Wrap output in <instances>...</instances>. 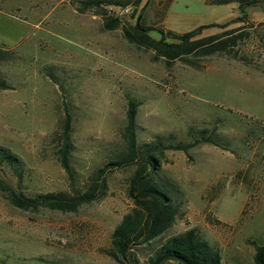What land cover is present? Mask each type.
Instances as JSON below:
<instances>
[{
	"label": "rangeland",
	"instance_id": "374dc122",
	"mask_svg": "<svg viewBox=\"0 0 264 264\" xmlns=\"http://www.w3.org/2000/svg\"><path fill=\"white\" fill-rule=\"evenodd\" d=\"M114 1V0H113ZM130 13L112 30L105 11L80 12L78 0H0V145L22 161L0 177L26 195L70 191L58 158L66 114L72 117L74 182L83 189L124 148L129 98L138 107V142H201L189 152L167 149L163 174L182 193L170 230L116 259L113 231L134 202L135 166L106 172L107 194L77 212L11 205L0 188V261L7 264H152L168 236L196 228L222 254V264H254L264 242V0H115ZM117 9L122 5L105 6ZM100 11L101 13H98ZM142 16L150 35L182 34L230 23L245 33L230 50L170 65L131 44L124 29ZM247 16V18H246ZM243 18L242 22L233 20ZM160 28V29H159ZM211 26L202 36L220 33ZM169 38V37H167ZM170 40V38H169ZM165 264H177L169 261Z\"/></svg>",
	"mask_w": 264,
	"mask_h": 264
},
{
	"label": "trees",
	"instance_id": "16d2710c",
	"mask_svg": "<svg viewBox=\"0 0 264 264\" xmlns=\"http://www.w3.org/2000/svg\"><path fill=\"white\" fill-rule=\"evenodd\" d=\"M141 0H136L137 4ZM212 4L225 3L230 0H208ZM241 7L258 3L259 0H239ZM128 2L113 0H78L75 4L80 12L89 9L105 11L107 30L117 28L122 18L113 16L105 6L115 4L128 7ZM98 13H101L98 11ZM247 18V16H246ZM238 18L232 22H242ZM218 26L223 30L220 33L202 36V30L207 27ZM230 23L203 25L192 31L182 34L164 32L160 38L150 35L152 28L142 23V16L134 24L129 23L124 29L127 40L138 48L153 50L155 60L163 59L168 65L176 59H183L191 66H195L193 57H206L215 53L225 52L235 46L245 33H237L238 28H230ZM169 37V38H167ZM5 50H0V62L6 56ZM0 88L7 89L10 85L0 79ZM140 102L129 98L127 122L123 129L124 148L93 174L85 188L79 189L74 182V167L71 156L73 144L71 142L72 117L68 113L64 119L62 133L58 136L60 147L58 158L70 179V191H56L26 195L19 192L12 185L4 182L0 177V188L7 201L22 210L35 212L41 208H48L62 212H77L86 204L103 198L108 192L106 172L110 168L135 166L134 173L128 180L127 192L134 202L133 209L124 215L121 222L113 231V256L122 260L130 254L132 249L141 244H149L165 235L173 226L179 213L180 202L177 195L182 193L180 187L163 174L162 155L165 150H189L201 142H210L219 145L211 136L201 135L200 138L184 143L165 144L162 141H153L140 145L138 142V107ZM10 167L17 176H21L23 164L18 155L10 148L0 145V169ZM152 264H165L172 261L177 264H222L220 250L205 239L196 228L168 236L156 249L150 259ZM0 264H7L0 261ZM254 264H264V242L256 245Z\"/></svg>",
	"mask_w": 264,
	"mask_h": 264
},
{
	"label": "built area",
	"instance_id": "2783aa9c",
	"mask_svg": "<svg viewBox=\"0 0 264 264\" xmlns=\"http://www.w3.org/2000/svg\"><path fill=\"white\" fill-rule=\"evenodd\" d=\"M109 12L113 16H118V17H125L130 13V8L129 7H119L117 9L111 7L109 9Z\"/></svg>",
	"mask_w": 264,
	"mask_h": 264
}]
</instances>
